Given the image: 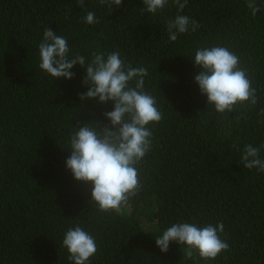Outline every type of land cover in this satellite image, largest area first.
<instances>
[{
  "label": "trees",
  "instance_id": "1",
  "mask_svg": "<svg viewBox=\"0 0 264 264\" xmlns=\"http://www.w3.org/2000/svg\"><path fill=\"white\" fill-rule=\"evenodd\" d=\"M247 3L188 0L182 14L200 26L169 42L172 0L155 15L140 14L142 0H123L111 13L97 0H85L84 9L78 0H0V264H73L62 241L76 225L97 244L87 264H264V172L240 163L245 145H264V0H256L255 17ZM87 11L99 22L84 23ZM47 27L67 39L70 56L90 61L95 51H118L125 64L148 70L144 90L162 119L148 126L153 143L136 166L140 191L119 213L101 212L90 186L66 170L73 127L108 124L103 114L113 105L78 99L87 90L79 65L72 80L39 68ZM211 46L240 58L255 105L226 114L207 107L191 61L197 48ZM182 222H223L229 249L215 260L188 258L176 243L161 253L155 236Z\"/></svg>",
  "mask_w": 264,
  "mask_h": 264
},
{
  "label": "clouds",
  "instance_id": "2",
  "mask_svg": "<svg viewBox=\"0 0 264 264\" xmlns=\"http://www.w3.org/2000/svg\"><path fill=\"white\" fill-rule=\"evenodd\" d=\"M97 2L110 13L114 7L123 4V0ZM168 3L169 0H142L143 7L139 12L141 15H155ZM172 3L177 14L166 21L169 42H175L179 35L195 32L200 26L182 14L188 0H172ZM77 6L84 9L85 0H78ZM247 7L253 17L261 11L256 0H248ZM83 22L92 25L99 21L95 12L87 11ZM38 51L39 68L54 80H72L75 76L72 69L76 65L85 70L81 84L87 90L78 95L79 100H96L102 105L112 103L113 110L103 114L108 124L91 121L73 127L67 149L70 155L65 165L75 181L90 186V202L98 205L101 212L119 213L140 191L136 166L151 151L153 143L148 126L162 119L155 97L144 90L148 70L125 64L118 51H95L90 61L80 54L70 56L67 39L57 35L51 27L45 28ZM191 62L199 69L194 83L198 85L200 94L206 96L207 107L211 106L216 113H231L238 104L257 103L256 89L248 78L247 70L240 67V58L227 47L197 48ZM260 114L264 115V110ZM234 147L239 151L238 146ZM262 148L264 145L244 146L240 157L244 168L264 172V159L260 158ZM223 232V222L204 226L174 223L161 235L155 236V244L161 253H167L170 243H176L184 246V255L188 258L196 253L204 260H215L229 249L228 243L221 239ZM62 243L73 264H87L97 251L93 236L79 225L68 228Z\"/></svg>",
  "mask_w": 264,
  "mask_h": 264
}]
</instances>
